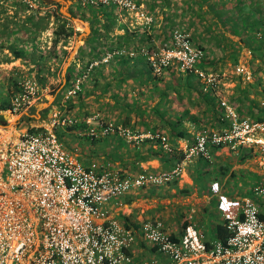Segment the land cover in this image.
Wrapping results in <instances>:
<instances>
[{
  "label": "built area",
  "instance_id": "2783aa9c",
  "mask_svg": "<svg viewBox=\"0 0 264 264\" xmlns=\"http://www.w3.org/2000/svg\"><path fill=\"white\" fill-rule=\"evenodd\" d=\"M81 7L110 6L118 12L139 16L148 29L152 18L138 0H75ZM24 8L31 13L53 15L54 5L41 0H0V12ZM260 30L256 33L259 37ZM132 50L128 55H132ZM151 72L162 75L174 65L180 73L196 75L203 92L216 95L218 75L202 70L204 51L187 33L173 29L167 42L153 51L138 48ZM248 55L249 51L244 50ZM126 53L113 48L92 60L65 88L64 99L81 90L92 67ZM248 64L236 62L243 81L251 79ZM47 93L34 75L17 82L10 105L0 108V264H264V207L254 198L219 197L224 241L200 240L192 222L172 234L160 219L148 218L133 226L114 211L124 194L145 185H162L182 172V162L168 170L145 169L122 174L95 162L79 163L56 132L62 126L79 127L76 134L89 140L117 137L131 145L156 140L160 150L171 152L165 134L137 132L93 114L82 121L69 116L60 105H51L39 123L21 119ZM222 111L220 124L201 125L183 146V160L198 158L210 163L214 149L250 152L257 166L251 193L264 203V121L238 115L227 100L217 97ZM260 105L264 108V96ZM83 125V126H82ZM251 196V197H252ZM152 250L138 257L136 244Z\"/></svg>",
  "mask_w": 264,
  "mask_h": 264
},
{
  "label": "crops",
  "instance_id": "0c3cea01",
  "mask_svg": "<svg viewBox=\"0 0 264 264\" xmlns=\"http://www.w3.org/2000/svg\"><path fill=\"white\" fill-rule=\"evenodd\" d=\"M41 1L47 4H57L59 6L61 4V0ZM66 2L67 3L64 5L67 12L70 7H73L75 11L81 14V17H77L71 13L69 17L59 9L62 16L72 22V35L78 32L76 34V40L79 37L81 38L79 45L74 51V53H76V51L79 50V54L83 52V50L86 53L89 51L93 52V48L90 47H86L81 51V46L84 45L85 41L90 38V34L94 31L97 34V40L100 41V45L96 47V50L97 53L102 56L108 51V47L114 45H118L119 48H124L125 51L127 50V53L134 49L133 46H137L135 45L136 42L141 44L142 37L144 38L143 42H145V46L147 45L146 47L151 49L154 40L167 39L170 31L175 28L174 25H180L181 22L185 21L184 14L186 10L180 7L186 6L183 1L180 6L176 5L173 7L171 5L172 3H168V0H141L140 3L145 4V10L151 13V15L155 14V16L153 15L152 17V25L147 31L138 23V26H134V23L137 21L131 14L118 12L110 6L94 14L87 8L81 9L75 0H67ZM193 2H195L194 4L197 8L193 9L192 13L197 14L201 12L198 11V8L202 5L203 0H193ZM75 3L77 7H74ZM206 5L207 3H205L204 7H206ZM71 17L79 20L80 23L86 24L89 27V31L84 33L83 29L75 24ZM191 18L192 17H190L189 22H193L191 24L195 23L197 25L198 22L196 17L193 16V21H191ZM184 27H188V25H184ZM241 50L247 49L243 47ZM122 56L123 55L114 56L109 61L99 63L96 66L95 79H92L91 76V81L87 82L88 85L91 84V89L82 88V95L80 94V96H78L77 94L76 97L70 98L72 104H68V107L72 108L67 114L78 121H82L90 115L85 113L86 115H83L84 117L79 119L73 115V112H77L79 108L81 109L96 100L100 108L98 112L92 113L91 115L97 113L102 119H105V116H108L110 111L112 113L114 109L113 114H116L119 119L113 115H109L108 117L112 119L116 118L115 120L120 123L127 117L128 121L130 120L131 122L130 126H134L133 128L135 129H139L141 126L145 128L155 126V132L163 133L167 136L172 150L166 153V155H163L161 152H157L159 148L158 143L155 144L153 140H150V142L143 141L137 146L125 144L123 140L110 136L89 141L90 148L87 146V151H82L77 157L80 158L79 160L82 163L93 161L104 167L118 169L122 173H133L134 175L144 169L148 172L164 170L169 164L175 161L177 155L179 156V154L182 153L181 149L190 140L192 133L200 127L199 125H205V123H203L202 120L198 124V127L192 124L193 122H191L190 117L197 116L195 115V109L188 108L184 104V107L180 106L182 102H179L178 99L184 96V90L179 86L183 85V73L178 71H175V74L171 73L172 76L176 75V79L172 76L169 78L168 75L155 78L147 71V64L143 61V57L140 55H135L134 57ZM74 59H78L74 58V56L71 59L72 65L77 68L80 65V61L76 63ZM71 60L68 61L66 68ZM38 61H40V59L37 57L36 64ZM246 61L248 64V60ZM66 68L63 72L62 67L61 76H64ZM73 76L70 75L67 86L70 85L74 78ZM263 77L264 76H262V78ZM64 83L65 77L62 78V85ZM93 83H95L96 86H93ZM133 89H139V91H137L138 93L135 91L133 92V95L135 94L133 97L134 100H130L134 102L136 99L137 101H135V103H140L137 108L132 106L126 107L123 105V101H121L123 98L121 95L125 94L130 97ZM136 93L138 96H136ZM262 96H260V101ZM137 97H143L145 100L138 99ZM171 97H174V99H170ZM176 97L179 98L177 99ZM146 101L149 102V104L146 103ZM169 104H171V107ZM39 105V102H35L31 107L34 109L33 115H29V111L23 114V117L28 120V122H30L32 118V120H36L37 123H39L47 115L48 108L46 104L37 109ZM259 106L264 109L260 105V102ZM186 110L188 113H186ZM200 110L198 112H202ZM199 116L202 117V113H199ZM178 119L182 122L181 129L187 135L184 138L178 136L181 134L179 129L174 130L172 127V124ZM78 128V126L74 128L75 132ZM176 135L178 137H175ZM100 142L101 146L99 145ZM239 150L241 151L242 149L238 148V150L235 151L229 150L226 147L214 149V156L210 163L198 158L183 160L182 155L180 160L182 162V172L179 177H175L162 185H145L124 194L117 199L118 202L114 205V211L118 214L117 217L123 222L132 224L135 227L139 222L145 219L157 218L163 222L172 234L180 232L182 227L188 222H192L195 228L199 223L205 222L206 227L210 231V236L203 241L209 242L216 240L213 228L216 224L222 223L218 210L219 197H250L254 198L255 201L257 200L252 196L250 190L253 181L258 176L256 163H253L254 167L250 166V159H254L251 154L248 158L239 161ZM205 165H207V167ZM199 169H201L199 173L202 174L201 181L196 179V174ZM229 183H236L235 186L239 188L243 187L242 191H245V193L242 195H226L227 190L225 191V189ZM258 203L260 204V208L264 207L262 201ZM212 211H214L213 214L218 218L217 220L206 218L204 221H201L203 216L206 217L208 213ZM136 251L138 257H143L145 255L147 256V253L152 250L148 249L144 243L138 242L136 244Z\"/></svg>",
  "mask_w": 264,
  "mask_h": 264
},
{
  "label": "rangeland",
  "instance_id": "374dc122",
  "mask_svg": "<svg viewBox=\"0 0 264 264\" xmlns=\"http://www.w3.org/2000/svg\"><path fill=\"white\" fill-rule=\"evenodd\" d=\"M66 1L67 0H61L60 6L57 4L56 5L54 4L53 15L48 16L45 28L39 32L31 29L29 17L33 16L34 19L33 18L32 19L34 21L36 19V16L40 17L42 15H45L46 13L36 15V13L28 12L22 7L21 8L16 7L13 9H7L5 11L0 12V99L5 97L7 95V92L9 90H11V86H12L11 82L13 80L18 82V80H20L23 77H29L30 75H34L37 82L41 86H44L47 88V93L45 94V96H43L44 98H42L40 101H38L40 103V105L38 106L37 109H39V107L44 106V104H46L48 100L53 98L51 103L47 106L48 109H50L51 105L56 106V105L63 104V106L59 107V110H61V111L65 110L66 113L69 110H71L72 107H68V104H72L70 102V99H66V100L64 99L66 87L64 89H61L64 85V84L62 85V78L64 76H61V69L64 65L68 64L66 62L67 57L70 56V60H71L72 57L74 56V58L78 59V60L74 59L75 62L78 63L80 61V65L77 68L72 66L73 69H72L71 76H73V74H74L73 77H75L78 73L82 72L85 62L87 60L91 59V57H93L91 51H89L90 53L89 52L86 53L83 49H85L86 47H90V48H93V50L95 49L94 51H96V47H98L100 45L99 44L100 41H98L97 38H92V39L86 40L84 45L81 46V48H82L81 51L83 50V52H80V54L78 53L77 57H76V53L72 52V49L74 47V43L77 41L76 40V34L78 32H76V34L69 37L67 42H65L63 45H60V42H58L52 49V47H51V41H52V37H53L52 30L54 29V27L56 25V21H55L54 17L56 15L62 16L61 12L65 13V15H67V13H69V15L72 13L74 16H77V17L80 16L81 17V14H79L78 11H75V9L73 7H70L68 12L66 11L65 5H64L67 3ZM140 1L141 0H138V3H140ZM182 1H183V3H185L186 6H180V4H182ZM238 1L239 0H203L202 5L199 6V8H198V11H201V12L196 14V13H192L193 9L197 8L195 6V4H194L195 2H193V0H168V3L169 4L172 3L171 5L173 7L178 5L180 7H183V9L185 8V10H186V12L184 14V16H185L184 20L185 21L181 22L180 25H174V26L176 29L187 33L190 37V40L192 41V43L194 45L201 46L204 49L203 51L205 53V59L208 62H210L211 71L216 72L218 75V87L216 90V96L219 98L227 100L231 106H233V101H232L231 97L234 95L235 90L238 87H242L243 85H246V84L251 85V86H249V90L251 91V93H249V96H252V92H258L260 94V96L264 95V89L262 90L264 81L261 80L260 83L256 82L257 79H261L262 76H264V64L260 65L257 59L253 60V62L250 63L249 68H250V72L252 69L253 73L255 75L252 73L253 77L251 76V79H253V80L250 79V80H248V82L245 83V81L242 80L241 75L235 71L236 63L231 62V56H232V53H234L236 51L237 62L243 61L244 63L245 62L247 63L246 60H249V58H247L248 55L244 52V50H241L243 47L244 48H246V47L243 46V44L239 42L240 37L230 31L231 27H232L231 19L234 20V18H235V20H237L236 23L239 24L241 22V19H244L246 16L250 17V19L248 21H246L245 25L246 24L248 25V23L251 19H254L256 17L258 19V16L260 19H264V0H241L242 2L240 3V5H238L239 4ZM205 3L208 4V5H206V7H204ZM140 5L142 6V10L145 12L146 11L145 7H144L145 4L140 3ZM78 6H79V4H78ZM74 7H77L76 3L74 5ZM79 7L81 9L87 8L95 14L98 11L105 10V8L107 6H101V7H91V6L81 7V6H79ZM220 7H224L225 9H229L230 11L220 13L221 12L219 10ZM59 9H61V12L59 11ZM211 9H213V10H211ZM207 10H208V12H207ZM215 10H216V12H215ZM253 11H255V13ZM146 13H149V12L146 11ZM149 14L151 15V13H149ZM220 14H221V17H220L221 20L219 21L218 15H220ZM153 15L155 16V14H153ZM153 15H151V18L153 17ZM193 16H195L197 19V22H198L197 25L195 23L191 24L193 22H189L190 17H192L191 21H193V19H194ZM132 17L135 18L137 21L134 23V26H138V24L141 25L142 20L139 18V16L137 17L135 15H132ZM152 22H153V18H152ZM152 22H151L150 26L152 25ZM67 24L69 26L73 25L70 20L67 21ZM184 25H188V27H184ZM141 27H142V25H141ZM248 27H250V26H248ZM143 29L145 31L148 30L145 28H143ZM93 30H94V27H93ZM247 33H249V35H251L250 30H248ZM141 40H142L141 44L137 43V42L135 43V45H137V46H133L134 49H135V47H140L142 49L147 48L146 47L147 45L145 46V42H143L144 41L143 37ZM167 40H168V38L167 39H161V40H154V42H152L153 47L151 49L147 48L148 51H153L155 49V47H157L160 43L167 42ZM239 43L241 46H239L236 49L234 47V45H239ZM10 46H12L13 48H17L23 52H26L27 56L24 58H20V59L19 58L18 59L12 58V55L9 52ZM31 48L36 49V51H34V55L36 58L40 55V53L46 54L44 59L39 61L42 64H44V66L42 68L43 70H41V72H39V73L36 71L37 69H35V66L31 62L28 61V56H29L28 52L31 50ZM134 49H132L133 52H132L131 56H129L128 53H125L124 55H126L128 57H134L135 55L140 54L138 51L136 52V50H134ZM249 55H250V53H249ZM93 59H97V58H92V60ZM143 61L147 64V61L145 58ZM257 64L260 65L259 71L256 70ZM95 71H96V66H94V68L88 72V76L83 80V82L81 84V89L82 88H84V89L87 88L88 90L91 89V84L88 85L87 82L91 81L90 80L91 76H92V79H95ZM151 74H152V72H151ZM172 74H175V72ZM172 74L168 73V71L167 72L163 71L162 75H159V76L156 75V76L161 77L164 75L165 76L168 75V77L171 78ZM175 76H172V77L174 79H176L177 77H175ZM93 86H96V84L93 83ZM134 91L137 92V91H139V89H137V90L133 89V91L131 93L132 95L130 97L126 96L125 94L121 95V97H123L121 101H123V103H124L123 105H125L126 107L132 106L134 108H137L140 105V103H135V101H137L136 99L134 102L130 101L135 96V94L133 95ZM137 93H136V96H138ZM77 94H78V96H80V94L82 95L81 90ZM76 95H74L73 97H76ZM183 95L184 96H181L183 98L178 99L179 102L180 101L182 102L181 103L182 105H180V106L184 107V105H185L188 108L190 107L193 110L195 109L194 110V111H196L195 115H197L196 118L200 119V122L203 120V123H205V125L208 124L209 119L207 117L205 119L204 116H202V117L199 116V113H202V112H198L202 108L201 102H196V103H193L191 105L187 102L186 92H183ZM260 96H259V98L257 96L258 103L260 102ZM55 98L57 100L56 102H54ZM137 98L145 100V98H143V97H137ZM170 99H174V97H171ZM146 103L149 104V102H147V101H146ZM169 105L171 107V104H169ZM180 106L178 105L179 109H180ZM99 108H100V105H98L97 101L94 100L91 103H89L88 105L82 107L81 109L79 108L77 110V112H73V115L76 118L80 119L81 117L82 118L84 117L83 115H86L85 113H87L88 115H91L92 113L98 112ZM113 111H114V109H113ZM113 111H112V113L110 111L109 115H113L115 117L116 114H113L114 113ZM200 111H202V110H200ZM45 112H46V110H45ZM81 112H84V113H81ZM29 115H33V112L30 113ZM241 115H247L248 116V114H246L244 112ZM108 116H105L104 120H110V121H114L115 123H120V122L115 120L117 118V116L115 119L114 118L112 119L111 117H108ZM98 117H99V115H98ZM21 119H24L26 121V119L24 117H22ZM117 119H119V118H117ZM30 120H31L30 123H37V121L32 120V118ZM127 124H128V126H130V124H131L130 120L127 122ZM192 124H194V123H192ZM199 126H201V125H199ZM74 128H67L66 126H62V127L57 128L56 132L58 133L60 140L62 142H64V145L66 146V148L71 152V154L73 155L75 160H77L79 163H82V162H80V160H79L80 158L77 157V155L82 153V151H84V150L87 151V146H89V148H90V143H89V140L87 138L76 135L77 131L75 132ZM124 143L128 144L126 142H124ZM99 145L101 146V142ZM117 145H120V144H117ZM92 146H91V148H92ZM101 149L103 150L102 147H101ZM89 150H92V149H89ZM250 160H251V161H249L250 166L254 167V165H253V163H255L254 159H250ZM252 180H254V179H252ZM235 185H236V183L235 184L229 183L227 185V188L225 189V191L227 190L226 195H228V194H230V195H242L245 193V191H242L243 187L239 188ZM229 187H230V189H229ZM257 200H258V202L261 201V199H257ZM214 211L208 213V215L206 217L203 216L201 218V221H204V219H206V218H211L212 220H217L218 218L213 214ZM196 230H197V234H198V237L200 240L207 239L210 236V231L206 227L205 222L199 223V225H197V227H196Z\"/></svg>",
  "mask_w": 264,
  "mask_h": 264
},
{
  "label": "trees",
  "instance_id": "16d2710c",
  "mask_svg": "<svg viewBox=\"0 0 264 264\" xmlns=\"http://www.w3.org/2000/svg\"><path fill=\"white\" fill-rule=\"evenodd\" d=\"M242 1L239 0L238 1V5H240ZM208 5V4H207ZM237 5V6H238ZM239 7V6H238ZM213 10V9H211ZM221 12H226V11H230L229 9H225L224 7H220L219 9ZM216 12V10H215ZM255 13V11H253ZM49 13H46L45 15L42 16H36V19L33 21L34 17L30 16L29 18V22H30V27L32 30H36L37 32L43 30L46 26L47 23V19H48ZM254 16V15H253ZM221 14L218 15V20L220 21ZM33 18V19H32ZM60 18V19H59ZM55 21H56V25L54 27V29L52 30V41H51V47L53 49V47L60 42V45H63L65 42H67V40L69 39V37L72 36L73 34V28L72 26L67 24L68 19H66L65 17H62L61 15H56L54 17ZM250 19V17H245L244 19H241V22L238 24L236 23L237 20H232V27H231V32L238 35L240 37V43L243 44V46L246 47V49L249 51L250 53V57L248 60V66H250V63L253 62V60L257 59L260 65L264 64V32H261V35L259 37L256 36V33L260 30H264V19H260L258 16L257 18L251 19L248 23V25L246 23V21H248ZM250 26V27H248ZM176 29V28H175ZM173 30V29H172ZM171 30V31H172ZM250 30L251 31V35H249V33H247V31ZM181 31V30H180ZM183 32V31H182ZM185 33V32H184ZM95 35V36H94ZM96 33L95 31L92 32L90 34V38H96ZM88 39V40H89ZM239 43V45H234V47L237 49L239 46H241ZM198 46V45H197ZM200 47L202 50H204L201 46ZM225 47V46H224ZM113 48H119L118 45H114V46H110L108 47V51L113 49ZM139 47H135L134 50H136V52L138 51ZM10 49V53L12 55V58L14 59H20V58H24L27 56L26 52H23L17 48H13L12 46L9 47ZM95 50V49H94ZM92 52L93 57H91V59L87 60L83 66V71L86 69L87 65L92 61V58H100L99 54L97 53V50ZM225 50V49H224ZM34 51H36V49L31 48V50L28 52L29 56H28V61L31 62L34 66L35 69H37L36 71L39 73L41 72V70H43V64L41 62H37L36 64V57L34 55ZM63 51V50H62ZM78 51L76 52V55L78 54ZM140 55V54H138ZM46 56V54H41L38 56V59L43 60L44 57ZM141 56V55H140ZM142 57V56H141ZM94 60V59H93ZM231 62L232 63H236L237 62V53L236 51L234 53H232L231 56ZM257 64V68L256 70L259 71L260 69V65ZM37 65V66H36ZM252 65V64H251ZM259 65V66H258ZM72 61L69 63L68 67L66 68L64 77H65V83L63 85V87L61 89H64L68 84V79L70 78L71 72H72ZM197 66L202 69V70H211L210 69V62H208L206 59L204 60V62L198 63ZM37 67V68H36ZM94 67H92L93 69ZM147 68L149 71V73H151V68L148 66L147 64ZM91 69V70H92ZM250 70V68H249ZM82 71V72H83ZM170 72L173 73L176 70V67L174 65H169L168 67H166L165 72ZM255 71V70H254ZM253 70L251 69V75L253 77ZM153 77H157L155 74H151ZM255 75V74H254ZM38 79V78H37ZM253 80V79H252ZM260 80L264 81V77L261 79H257L256 82L260 83ZM11 90H9L7 92V95L3 98L0 99V108H6L7 106L10 105V100L13 96L14 93L17 92V82L15 80H13L11 82ZM175 86V85H174ZM181 87V89L184 90V92H186L187 94V102L189 104H193L196 102H201L202 104V116L206 117L209 119V123L206 124V126H217L218 124H220V118H221V114L222 111L218 105V99L217 96L213 93L212 90H207L205 92H203L201 90V85L200 83L197 81V77L195 74H193L192 72H184L183 73V85H179ZM249 84H246L242 87H238L235 92L234 95L231 97L232 101H233V107L236 111V113L238 115H241L243 112L248 114V116L250 117V119L255 120V121H264V109H262L259 106L258 103V99L257 96L259 97L260 94L258 92H252V96H249V93H251V91L249 90ZM264 89V82H263V87L262 90ZM163 98V97H161ZM177 99L179 97H176ZM56 98L54 100V102H56ZM33 108H30L29 110V114L34 112ZM186 113H188V111L186 110ZM191 122H193L195 124V126L198 127V124L200 122V119H197L196 117H190ZM128 122V118L126 117L125 120H123L121 122L122 125H127ZM182 122L180 119L176 120L173 124L172 127L174 130L179 129L181 134L178 135L180 137H186L187 135L184 133V131L181 129L182 127ZM67 128H74L75 125H71V126H66ZM134 126H130V128L132 130H135L137 132H146L149 131L151 133L156 131V127L152 126V127H143L141 126L139 129H135L133 128ZM58 134V133H57ZM177 135L175 137H178ZM87 138V137H85ZM117 138V137H116ZM88 139V138H87ZM120 139V138H119ZM89 140V139H88ZM122 140V139H121ZM89 141H94V140H89ZM145 141H149L150 140H145ZM153 142L156 144L157 141L153 140ZM138 146V145H137ZM157 152H161L163 155H166L165 151L160 150V148L157 149ZM238 154H240L238 156V160L242 161L245 158H248L250 155V153L248 151H243V150H239ZM182 153L179 154V156L177 155L175 161L171 164H169V166L167 168H165L164 170H168L170 169L176 162H179L182 158ZM166 160V159H165ZM207 167V165H205ZM201 169L198 170V173L196 174V179L201 181V176L202 174L199 173ZM122 173V172H120ZM125 174V173H122ZM196 182V181H194ZM213 233L216 237V239L224 241L225 238L228 236L229 233H227V231L225 230L224 226L222 224H216L213 228Z\"/></svg>",
  "mask_w": 264,
  "mask_h": 264
},
{
  "label": "water",
  "instance_id": "95a60500",
  "mask_svg": "<svg viewBox=\"0 0 264 264\" xmlns=\"http://www.w3.org/2000/svg\"><path fill=\"white\" fill-rule=\"evenodd\" d=\"M67 15L69 16V14H67ZM69 17H70V16H69ZM71 18H72V20L74 21L75 24L79 25V26L83 29L84 33H87V32L89 31V27H88L86 24H84V23H80L79 20H76V19L73 18V17H71ZM80 41H81V38L79 37V38L77 39V41L74 43V47H73V49H72V52H74V51L76 50V48H77L78 44L80 43ZM69 60H70V56L67 57L66 62L68 63ZM66 66H67V65H64V66H63V72H64ZM62 74H63V73H62ZM52 99H53V98H52ZM52 99L48 100L49 102L46 103V106H48V105L51 103Z\"/></svg>",
  "mask_w": 264,
  "mask_h": 264
}]
</instances>
